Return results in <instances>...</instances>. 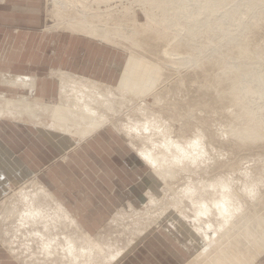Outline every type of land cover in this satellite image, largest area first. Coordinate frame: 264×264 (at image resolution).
<instances>
[{
	"label": "rangeland",
	"instance_id": "rangeland-1",
	"mask_svg": "<svg viewBox=\"0 0 264 264\" xmlns=\"http://www.w3.org/2000/svg\"><path fill=\"white\" fill-rule=\"evenodd\" d=\"M64 1L65 0H61L56 6L61 8V4ZM25 2L26 1L23 0H0V11L7 9L9 12L12 10V6L15 5L13 13L10 11L14 17L13 29L24 30L25 32L28 31L31 44H36L39 40L45 41L46 50L49 51V37L43 39V34H45V29L47 27H53V24L55 25L56 23L55 16L53 12H51V9L54 6V3H52L53 0H29V9L31 13L29 15H24V22L18 23L17 20L20 18V8L23 6L22 4H25ZM98 2L99 0H85V3L89 4L86 11L91 12L92 10H95L97 6L96 3ZM199 2H202V0H182L180 3H177L179 9L183 6L190 9V13L185 11L182 14L183 21H189L192 14L198 15L199 18L204 17L207 10L203 8L198 9L197 4ZM70 3L76 6L75 8L81 9L80 5H75L71 1L69 2V7L72 6ZM233 3L240 5L242 8L240 9L241 13L237 16V18L231 21L228 30L231 35L238 31L243 33L244 39L242 40V43L245 45V48L228 40L229 35L227 33L218 31L214 27L211 28V25L208 23L201 25L199 27L200 33L195 32V35L193 36L186 29L179 32V34L175 36L171 32L173 29H169L166 32V34L169 35L164 37V40L156 38V32L151 30V28L155 27L154 24L152 25L153 27L147 26L144 29L143 27H139L141 30L143 29V31L146 29V31H144L145 33H142L140 29H137L141 33L138 36L135 35V37L138 38L137 40L142 42V47H140L141 45H132L130 42L123 43L124 41H117L120 44L117 47H119L122 53H113V57H115L114 60L117 64L120 63L118 64L120 67L121 65H124L127 55H131L133 52L127 48L129 47L137 52V65L139 67H142L143 65L149 68L151 67V70L149 69L148 73L153 74L151 75L147 73L144 79L148 82V78H150L148 84L151 86H147L146 88L137 87V90L134 92L136 95V98H133L134 104L131 107H123L121 111L122 113H119L121 115H116L117 118L120 117L121 124L125 118L132 113L131 110L135 111L137 108L146 113L148 116L155 118L162 126H164L169 138L175 143L184 146L191 144L193 141H199L201 156L196 159H190L189 157H191L193 153H188L186 160L191 162L188 163V165H191L190 167L181 165L180 167L173 169L174 173L171 176L162 174V178H168V181L171 183L170 186L164 185V183L155 177V174L151 171V166L144 163L142 160H139L142 165L137 168V176L135 177L131 174L126 179L131 184L142 185L141 195L144 199L138 206H134L135 208L133 209L127 208L128 203L126 202L116 205V207H112L114 211L106 217L102 224L92 225L90 229L92 231L90 232L91 236L95 239L91 237L87 238L94 241V243L110 242L114 246L123 245L124 252H127L126 257H129L136 251V249H138L141 241H144L146 238V240L154 239L156 231L160 230L161 226H168L169 224L167 222L176 224L173 221L171 211L180 215V208L183 207L182 210H184V213L190 215L189 217H192L191 219H194L193 213L189 209L190 206L187 205V202L181 204L182 200H185L183 199V193L181 192L185 186H189L195 192L193 196L198 197V190L204 191L205 187H202V185L208 184L213 179L218 177H225V185L229 186L230 191L233 190L235 192V196L232 197L231 202L240 206L239 208L244 209L247 205L245 197L238 195V193L242 191L245 186L254 185L256 187L257 194L252 200V203L255 204V206L258 204V200L261 201L260 196L264 194V136L254 141L243 140L232 135L230 133V129L234 132V130L252 127L257 121H264V100L256 98L254 94L255 91L264 88V21L260 18V13L264 11V0H231V3L227 4L225 9L214 10V15L218 16V21L222 20L220 15L224 14L227 9L231 8ZM115 4H118L117 9L119 11L113 9V13L111 15L114 16V13L119 14L121 12L119 14L120 17L117 15L119 19H122L121 17L123 16L124 19L126 17L125 14L127 15V19H130L128 21L125 18L127 22L122 19V21L126 23L124 29L132 26L134 21H131L133 18L129 17L132 16V14L135 19V26H139L138 23L146 22L147 13L149 12L153 11V13L156 14V20L159 17H162L160 16L161 12L154 7L155 5L149 4L145 0H122L121 2L113 0L109 6H113ZM99 5H101V10L106 7V4L104 3H100ZM34 9H37V12ZM47 13L49 15H47ZM50 14L52 17L54 16V18H52ZM127 23H130L131 25H128ZM209 29H211L213 33ZM54 32H60V30H56ZM146 32L150 33L151 37L150 34L147 36L148 34ZM14 36L16 35L14 34ZM172 36H174V39H172ZM2 38L5 37L0 35V40ZM94 41L97 42L98 40L95 39ZM143 43L145 45H143ZM125 47L127 49H125ZM162 49H169L172 53H174L170 56H166L168 59L164 60L166 61L164 62L165 67L168 64L167 60L172 57L171 61L173 62L171 65L168 64L170 66L165 69L164 64H162L163 68L162 65H160L163 58L165 59V57H161L165 56ZM34 50L35 49H31V55L29 56L32 63L37 60V55L33 54ZM123 53L125 54V58ZM161 53L163 55H161ZM176 58L187 61V63H175L178 61ZM151 59H155L157 62L159 61L160 64L156 63L155 60H152L153 62L155 61V63L152 64ZM34 65H37L36 67L39 68V70H36L35 73L38 72L39 75L43 74L45 78H50L55 81L56 94L49 96L46 95L43 97L50 105H48V107L52 108V102H56L58 100L57 95L59 91V82L56 77H49V73L51 70L60 68L48 67L46 64L39 65V63ZM158 65L161 66L160 68H162V70L159 69ZM230 67H234V69L240 68L244 71L237 72L236 70H230ZM152 68L153 71L157 68L159 72H157V70L155 71L156 73L153 72ZM245 71L248 72L244 73ZM103 72V74H105L104 80L106 75H113L114 78L112 82H105L101 79H98V81L110 84L112 87L114 86L113 88L115 92L117 91V93H119V89L117 90L118 78L122 74V71L119 70L115 73V71L111 69L110 71L107 70ZM35 73H33V76L30 77L36 76L37 78H40V76L34 75ZM157 73L158 75H156V78L154 74ZM212 74H214L218 80L222 81V83L218 84L217 81L216 86L210 88V86L206 84H209L212 80H210V78H212ZM74 75L79 76L80 74ZM206 75L211 77L208 78ZM14 76L16 75L13 74L10 80L14 79ZM155 78L157 80V84H154ZM151 79L153 80L151 81ZM206 80L208 83H206ZM46 81L49 80L46 79ZM137 82L139 84L141 83L138 77ZM243 86L251 87L253 92L245 95L241 102L236 104L233 100L239 94V91ZM149 87H152V91L149 90ZM0 93L5 94L10 99H16L18 97V90L13 91L9 90V88H0ZM229 96H231L233 100H231ZM135 114L137 119H139L140 117L137 115V110L135 111ZM250 115L254 116V118H250ZM121 116L123 118H121ZM120 122L118 121L117 124ZM105 128L111 129L113 135L120 138V140L136 154L135 148H139V143L134 142V146L123 135L118 134L119 131L110 125L101 127L90 137H93L97 132H101ZM262 131L264 134V127ZM54 133L56 134L57 132ZM197 135H200L201 138L197 137ZM90 137L83 140L81 144L84 145V143L88 142ZM137 159L140 158L137 156ZM69 160H71L70 156L67 161ZM60 162L61 158L58 154L56 161L54 159H50L43 166H34V170L37 173L32 172L26 174L25 176L20 177L19 180L16 179L13 184H5L6 191L0 194V239L2 241L7 240V242L10 240L12 248H17L14 250L21 252V257H18V260L16 257L8 254L5 249L1 248V251L5 254V256L3 255L4 258L0 257V264H10L7 261H11L12 264H21L22 262L20 258L27 262L31 258L27 256H34L39 253V249L35 244H32V242L28 240L25 234L17 233L16 235H12L11 232L16 227L17 222L25 216V209L28 206L33 208L32 204H34L40 212H53L52 208L56 207V203L52 198H48L45 192L39 190L40 188H35L36 185H32L29 179L33 178L34 181L36 180L47 186V171L53 170V167L58 165ZM197 166H201V168H198ZM40 168L41 170L38 171ZM202 168L205 169L206 172L202 171ZM144 173H148L149 175L152 174V181L158 191V194H155V196L158 198L160 196L161 198L160 201H156L153 204L145 203L147 197L146 194L150 193L149 190H151L152 185H150V183L146 184V182L143 181ZM29 185L30 187H28ZM22 188H24V190ZM32 188H35L37 191ZM33 191L37 193L34 194ZM25 192H29V194H26ZM23 193L26 196L23 197ZM173 201H177L180 205L166 210L165 212H167V215L163 213L164 215L162 216L160 213L162 206H167ZM27 203L29 205L24 206ZM6 205L9 207L8 209L13 211V214H11L10 217L6 216L7 213H3ZM170 207L172 206L170 205ZM181 221L182 225L180 224V226L183 229L185 237L190 238L188 230H194L193 228H190L192 226L194 227L193 223L188 224L187 222L185 223L184 220ZM42 222H44V220H40L38 223L43 225ZM51 222V219L47 222L49 227ZM197 223L198 222H194V224ZM70 226L71 230H75L72 225ZM68 228L69 226L62 229L67 232ZM173 229L179 235L178 230L176 228ZM207 232H210V230H207ZM77 235L82 234L77 233ZM179 237L184 243H188L184 237L180 235ZM131 240H133L134 243L131 244ZM167 241L170 245L174 244L172 240ZM129 242L131 246L127 244ZM5 243H1L0 241V245L3 244V246L7 249ZM177 247L179 252L185 256L186 254H184V249L179 246ZM188 247H190L189 249H193V246L190 243ZM31 249H33L32 252L34 254L29 255ZM174 252L176 251L174 250ZM22 254H24V256ZM52 259H54L53 256ZM52 264H57V262H53ZM173 264L176 263L174 262ZM254 264H264V253L260 255Z\"/></svg>",
	"mask_w": 264,
	"mask_h": 264
},
{
	"label": "bare ground",
	"instance_id": "bare-ground-1",
	"mask_svg": "<svg viewBox=\"0 0 264 264\" xmlns=\"http://www.w3.org/2000/svg\"><path fill=\"white\" fill-rule=\"evenodd\" d=\"M60 1L61 0H53L52 2L54 3V6L51 9V12H53L55 16L56 23L55 25L53 24V27L46 28L47 34L54 33L56 30H60L74 35H82L84 37L96 39L99 43H109L113 47L120 45L118 43L120 41H124L123 43L130 42L132 45L140 46L142 42L140 40L139 42L135 35L138 36L141 33L140 31L145 33L144 31H146V29L144 31L143 29L147 26L153 27L152 25L154 24L155 27L151 28V30L156 32V38L164 40L163 38L169 35L166 34L169 29H173L171 32L175 36L184 29L188 30V32L193 36L195 35V32L200 33L199 27L201 25L208 23L211 25V28L214 27L218 31L227 33L229 35L228 40L233 41L245 48V45L242 43V40L244 39L243 33L238 31L231 35L230 31L228 30L231 21L235 20L241 13L240 9L242 7L236 3H233L231 8L227 9L224 14L220 15L222 17L221 21H218V16L214 15V10L225 9L226 5L231 3V0H202L203 3L199 2L197 4V8H203L207 10L204 17L199 18L198 15L191 13L192 16L189 21H183L182 14L185 11L189 12L190 9L184 6L179 9L177 6V3H180L182 0H145L149 4L155 5L154 7L161 12L160 16L162 17H159L160 20L159 18L156 20L157 16L152 11L147 13L146 22L138 23L139 26H135L133 14L132 16L128 15L130 18H133L131 21L133 20L134 22L131 27L127 26L128 28L126 29H124L126 23L123 22L125 18L127 19L126 14L124 19V16L121 17L123 21L117 17V15H119L121 12L119 14L114 13V16L111 15L113 13V9L118 10V4L109 6L113 0H99V2L96 3V9L92 10L91 12L86 11V9L89 7V4H86L85 0H70L75 5H80L81 9L75 8L76 6L72 5L71 3L70 4L73 7H69L70 1L68 0H65L61 4V8H59L56 5ZM115 1L121 2L122 0ZM100 3L106 4V7L102 10L100 9ZM47 15L49 14L47 13ZM50 16L52 17L51 14ZM54 16L52 18H54ZM260 18L264 21V11L260 13ZM127 20L129 21L130 19ZM127 20L125 21L127 22ZM128 25L131 24L129 23ZM139 27H143V29L141 30ZM137 29H140V31ZM209 30L212 31L211 29ZM146 33L148 34L146 35L149 36L150 33ZM172 37V39H174V36ZM143 45L145 44L143 43ZM140 47H142V45ZM127 48L133 52L131 55H127L124 65H121L120 67L122 74L118 78L117 90L119 89V93H117V91L115 92L113 88L114 86L112 87L110 84L100 82L98 79H95L92 76H76L64 70H51L50 75L58 79L59 91L57 95L58 100L56 102H52V108H49V104L44 99L37 97L36 95L35 78L28 75H16L14 76V79L6 81L5 84L11 88L17 89L18 97L16 99H10L5 94L0 93V121L10 120L22 124L30 123L31 125H35L42 129H47L49 133L57 132L56 134L66 135L70 138V140L73 141V148L79 147L83 140L92 136L94 132L103 126L110 125L119 131L121 127V119L120 117L117 118L116 115H121L119 113H122L121 111L123 107H131L134 104L133 98H136L134 92L137 90V87L146 88L147 86H151L148 84L150 78H148V82L144 80L151 67L149 68L144 65L139 67L137 65V52L129 47ZM127 48L125 47V49ZM162 52L165 56L161 57H165V59L163 58L161 64L159 61L157 62L155 59H151L152 64L156 61V63L162 65L164 62H166L164 60L168 59L166 56L174 54L169 49H162ZM163 54L161 53V55ZM172 58L169 59L170 61L167 60L168 64L170 65L173 62L171 61ZM176 59L178 61L175 63H187V61H183L180 58ZM152 60L155 61L153 62ZM168 64L166 67L164 64V69L170 66ZM160 65H158L159 69L162 70L163 65L162 68H160ZM157 68H155V71ZM230 70H236L237 72L244 71L240 68L234 69V67H230ZM157 72L159 71L157 70ZM247 72L248 71H245L244 73ZM154 75L156 77L158 73ZM213 75L214 74H212V78H210L211 76L208 77V75H206L208 78H210V80L212 79L211 81L208 79L210 83L206 84L209 85L210 88L215 87L217 81L218 84L222 83V81L218 80L216 76ZM137 77L141 82L140 84L137 82ZM156 78V83L154 81V84H157ZM152 80L153 79H151V81ZM206 83H208V81ZM149 90L152 91V87H149ZM251 92H253L251 87L243 86L234 100L231 98V96H229V98L238 104L245 97V95L250 94ZM254 94L256 98L264 100V88L255 91ZM136 110L137 108L135 111ZM135 111L131 110L132 113H130L128 116H132L133 118L137 119ZM121 118L123 117L121 116ZM250 118L253 119L254 116L250 115ZM118 121L120 122V125L117 124ZM263 127L264 121L260 120L257 121L252 127L234 130V132H232L230 129V133L240 139L254 141L264 136L262 131ZM197 137L201 138L200 135H197ZM131 143L134 145V142ZM200 149L199 143V147H194L189 152L191 154L193 153L189 158L196 159L201 156ZM135 151H137V148H135ZM18 156L19 155H17V157ZM187 157L188 156L181 157L179 162H175L173 157H168V162L166 164H162L158 168H152L151 171L153 174H155V177L164 183V185L170 186L171 183L168 181V178H162V174L171 176L174 173L173 169L176 167H180L181 165L190 167L191 165H188V163L191 162L186 160ZM198 168H201V166ZM202 171H205V169L202 168ZM224 179L225 177H218L213 179L208 184H203L202 187H205L204 191L198 190V197L193 196L195 192L189 186H185V188L181 190L183 193V199H185L182 200L181 204L187 202V205L190 206L189 209L193 213L194 219H191L192 217L190 218V215L184 213V210H182L183 207L180 208V215H177L175 212L173 213L170 210L173 221L176 224L167 222L169 224L168 226L170 227H165L166 229L168 228L167 232L169 233V231L174 230L173 228H176L179 232V235L184 237L188 242L184 243L181 239V246L185 248V251H188L190 248L188 247L190 243L196 253L194 257L192 256V260H189L186 264H254L260 255L264 253V194L260 196L261 201L258 200V204L255 206V204L252 203V200L255 197H249L246 193H243V190L240 191L238 195L244 196L245 202L247 204L245 206L246 208L241 209L239 208L240 206L231 202L232 197L235 196V192L233 190L228 192L224 191ZM29 180L32 185H36L35 188H40L39 190L45 192L47 197L54 199L52 194L54 192L51 193L44 185L41 184V182L36 180L34 181L33 178ZM28 187H30V185ZM22 189L24 190V188ZM36 193L37 192H34V194ZM26 194H29V192ZM24 196L26 195L24 194L23 197ZM146 196V204H153L154 202L161 200L160 196L158 198L154 194L147 193ZM225 197L230 201V206L232 209L228 215L222 214L221 210L217 207V204ZM55 203L56 207L52 208L53 212H40V210H38L34 204H32L33 208L28 206L25 209V216L20 219L19 224L16 225L14 235H16L17 229H19L21 232V228H23L27 232L25 235L27 236L28 240H30L32 244H35L39 249V253L35 254L34 256L30 255L34 254L32 252L33 249H31L29 255L31 258H35L30 260L29 263L24 262V264H52L53 262H57V264H115L127 253L126 251L124 252L122 244V246H114L110 242H99L96 244L94 241L89 240L87 236L77 235L75 238L66 233L62 228L72 225L71 222H73V218L69 215L67 210L60 202ZM27 205L29 204L27 203L24 206ZM170 205L172 207H170ZM178 205H180V203L178 204L177 201H173L167 206H162V210L160 212L161 215L163 216L167 213L165 212L166 210L177 207ZM6 206L4 207L3 213H7L6 216L10 217L11 214H13V211L8 209L9 207ZM47 217L48 221L50 219L52 220L50 227L47 225ZM40 220H44V222H42L43 225H41V228L39 229L34 227L35 222L37 223ZM181 220H184L185 223L187 222L188 224L193 223L194 227L192 226L190 228H193L194 230H190L188 228V234L190 238L185 237L183 229L180 226V224L182 225ZM194 222L198 223L194 224ZM59 227L61 228V232L58 234L56 229ZM207 230H210V232H207ZM130 242L131 244L134 243L133 240ZM130 242L127 244L130 245ZM193 249L191 248V250ZM19 253L21 254V252ZM22 255L24 256V254ZM52 256L54 259H52Z\"/></svg>",
	"mask_w": 264,
	"mask_h": 264
},
{
	"label": "crops",
	"instance_id": "crops-1",
	"mask_svg": "<svg viewBox=\"0 0 264 264\" xmlns=\"http://www.w3.org/2000/svg\"><path fill=\"white\" fill-rule=\"evenodd\" d=\"M23 1L26 2L20 8L18 23L24 22V15L31 13L29 0ZM12 7L15 8V5ZM13 8L10 10L12 13ZM34 10L37 12V9ZM10 11L8 12L7 9L0 11V35L5 37L0 40L1 89L17 90L5 84L6 81H9L13 74L33 76L32 74L39 70L37 65H34L37 63L60 68L56 70L92 76L109 83L114 77L109 74L104 80L103 71L112 69L117 73L120 70V65H117L115 57H113V53L121 52L119 47L95 42V39L91 40V38L64 31L47 34L45 29L46 35L43 34V39L49 37L48 45L50 47L47 51L45 41L39 40L36 44H31L28 31L13 29L14 17ZM31 49H35L33 54L37 55V60L33 63L29 59ZM34 75L40 76V78L33 77L37 78V82L35 78L37 97L45 99L43 97L46 95L56 94L55 81L45 78L43 74L39 75L38 72ZM49 77L53 78L50 73ZM39 131L44 133L41 134ZM111 131V129L105 128L103 131L97 132L84 145L80 144L79 147L73 148V141L66 135L49 133L47 129L30 123L0 121V194L6 191V183L13 184L16 179L36 172L34 166H43L50 159L56 161L59 154L61 162L53 167V170L47 171V186H44L51 193L54 192L52 193L53 201L60 202L73 218L71 224L76 232L95 239L90 232L92 225L102 224L106 217L114 211L112 207L126 202L128 203L127 208L133 209L144 199L141 195L142 185L131 184L126 179L131 174L137 176V168L142 165L139 162L141 159H137V155ZM69 156L71 160L67 161ZM151 177L152 174L144 173L143 181L152 185L149 190L150 194L157 195L158 191ZM166 226H161V229L156 231L154 239L140 240L138 249L129 257H126L125 254L117 264H173L174 262L186 264L189 260L191 261L196 254L195 251L191 249L185 251V248L181 246L182 240L177 232L172 230L168 233L167 229L170 227L168 226L166 229ZM34 227L40 229L41 225L35 222ZM15 228L11 232L12 235H14ZM75 230H71V226H69L66 233L76 238ZM56 231L59 234L61 228H57ZM17 233L26 234L27 232L21 228V232L19 229L16 230ZM167 240H172L174 244H168ZM0 241L7 243H5L7 249L3 244L0 245V257L4 258L3 255L5 256L1 248L17 259L20 257V251L17 252L14 250L17 248H12L10 240L7 242V240L0 239ZM177 246L184 249L186 257H183ZM33 259L30 258V260ZM20 260L21 264L26 262L24 259L20 258ZM30 260L27 262L29 263ZM7 262L12 264L11 261Z\"/></svg>",
	"mask_w": 264,
	"mask_h": 264
},
{
	"label": "clouds",
	"instance_id": "clouds-1",
	"mask_svg": "<svg viewBox=\"0 0 264 264\" xmlns=\"http://www.w3.org/2000/svg\"><path fill=\"white\" fill-rule=\"evenodd\" d=\"M137 115L140 117L139 119L132 116L126 117L118 134L123 135L130 142H138L137 156L152 168L166 164L168 157H173L175 162H179L181 157H186L194 147L199 146V141H193L184 146L179 145L169 138L164 126L155 118L139 109H137ZM242 190L249 197H255L257 194L254 185L245 186ZM224 191L228 192L230 188L225 185ZM217 207L224 215H228L232 210L230 201L226 197L217 204Z\"/></svg>",
	"mask_w": 264,
	"mask_h": 264
}]
</instances>
